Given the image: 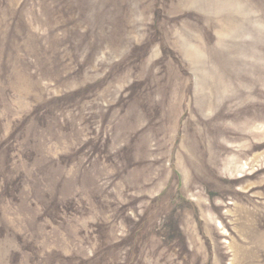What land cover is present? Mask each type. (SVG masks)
I'll return each mask as SVG.
<instances>
[{
    "label": "rangeland",
    "instance_id": "obj_1",
    "mask_svg": "<svg viewBox=\"0 0 264 264\" xmlns=\"http://www.w3.org/2000/svg\"><path fill=\"white\" fill-rule=\"evenodd\" d=\"M0 264H264V0H0Z\"/></svg>",
    "mask_w": 264,
    "mask_h": 264
}]
</instances>
